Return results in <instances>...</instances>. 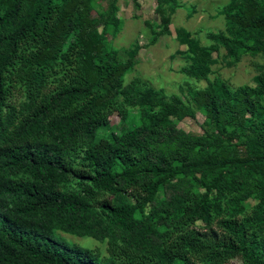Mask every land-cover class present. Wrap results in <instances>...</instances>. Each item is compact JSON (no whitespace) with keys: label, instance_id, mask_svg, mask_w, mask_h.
Wrapping results in <instances>:
<instances>
[{"label":"trees","instance_id":"obj_1","mask_svg":"<svg viewBox=\"0 0 264 264\" xmlns=\"http://www.w3.org/2000/svg\"><path fill=\"white\" fill-rule=\"evenodd\" d=\"M117 1L0 0V264H264V68L253 84L210 78L264 54V0H229L206 45L175 29L179 72L206 82L189 101L123 84L138 48L121 61L107 46ZM157 1L148 44L181 6ZM192 103L202 134L177 126Z\"/></svg>","mask_w":264,"mask_h":264},{"label":"rangeland","instance_id":"obj_2","mask_svg":"<svg viewBox=\"0 0 264 264\" xmlns=\"http://www.w3.org/2000/svg\"><path fill=\"white\" fill-rule=\"evenodd\" d=\"M229 0H179L181 6L172 15L169 34L161 36L154 44H148L151 35L146 26V20H155L159 23V17L155 15V9L162 5L157 0H118V22L107 28V46L118 52V58L124 61L128 52L134 48L137 54L133 65L122 75L123 84L138 78L143 86L155 89H163L167 94L176 93L183 99H190V91L202 88L206 85L204 80L192 79L179 69L187 63V46L177 39L175 29L184 28L189 37L197 39L201 45L208 44L205 34L209 31L224 30V18L219 13L220 8ZM104 0H93L92 13L103 11ZM222 54L225 50L222 49ZM264 68V54H243L238 61L227 64L223 61L211 66L210 78H218L228 82L232 86L253 84L255 76ZM196 117H186L177 122V126L187 133L202 134L204 114L195 104H191ZM131 115L136 116V111L131 110ZM110 124L118 126L120 116L114 111L109 116ZM253 201L248 203V211L251 210ZM57 235L69 244H78L85 248L96 246L104 250L105 243L91 237H79L62 231ZM234 263L239 264L238 261Z\"/></svg>","mask_w":264,"mask_h":264}]
</instances>
